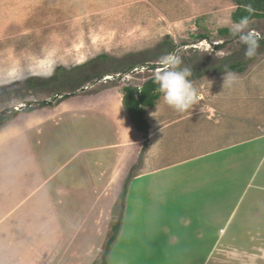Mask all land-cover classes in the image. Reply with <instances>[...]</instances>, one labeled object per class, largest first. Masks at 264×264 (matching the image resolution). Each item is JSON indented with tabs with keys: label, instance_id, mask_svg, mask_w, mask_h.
Listing matches in <instances>:
<instances>
[{
	"label": "rangeland",
	"instance_id": "374dc122",
	"mask_svg": "<svg viewBox=\"0 0 264 264\" xmlns=\"http://www.w3.org/2000/svg\"><path fill=\"white\" fill-rule=\"evenodd\" d=\"M237 6L232 0H0V114L16 111L0 128L1 137L12 134V128L28 117L26 113L36 112L27 118L29 123L37 121L40 114L52 115L51 110L67 99L63 95L81 99L110 89L114 92L107 99L102 96L99 105L118 122L130 145L124 164L139 141L124 109V89L133 86L140 90L162 67V57L175 54L181 58L180 68L192 69L189 79L200 98L184 113L164 101L152 106L160 105L170 120L177 118L168 126L164 161L177 157L181 147L184 154L192 153L200 136L220 134L227 148L218 157L222 189L237 191L235 197L228 192L226 202L231 204L225 205L220 215V264H264V51L258 53L259 47L255 56L247 58V46L237 36L232 38L231 31L222 32L238 23L233 18ZM248 30L264 38V18L251 20ZM238 61L245 63L244 72L228 68ZM229 72L238 81L223 88V75ZM37 101H50L51 105L40 107ZM80 103L84 106L87 102ZM65 105L57 112L68 113ZM199 112L216 119L219 128ZM170 120L166 118L162 124ZM106 124L102 120L100 126ZM66 129L71 133L73 124L66 122ZM211 139H205L206 146L212 145ZM148 152L147 145L140 156L141 167ZM246 192L232 215L236 198ZM119 208L118 203L112 226ZM138 220L135 244L125 254L130 257L128 264H153L152 235L159 234L156 230H160L164 214ZM147 222L153 223L151 230ZM112 226L109 234L103 226L104 237L112 236ZM163 229L161 239L158 237L162 241L158 264H171L174 251L168 249ZM214 234L216 238L217 229ZM208 236L205 234V245ZM93 264H101V260Z\"/></svg>",
	"mask_w": 264,
	"mask_h": 264
},
{
	"label": "crops",
	"instance_id": "0c3cea01",
	"mask_svg": "<svg viewBox=\"0 0 264 264\" xmlns=\"http://www.w3.org/2000/svg\"><path fill=\"white\" fill-rule=\"evenodd\" d=\"M111 92L114 90L67 98L51 110L52 115L40 114L32 123L27 118L36 112L26 113L28 117L12 128V134L0 135V264H93L98 260L102 264L103 245L111 238L108 234L115 220L114 207L118 203L121 207L120 195L130 173L122 229L108 264H128L130 257L125 254L135 244L138 217L161 216V212L162 226L154 227L160 228L156 230L159 234L152 235L153 264L160 261L162 227L167 247L174 251L171 264H220V215L225 205L231 204L226 202L228 192L237 195L235 188L222 189L218 157L227 148L220 134L200 136L192 153L184 154L181 147L177 157L164 161L168 156V126L177 118L170 120L160 105L147 107L149 152L141 167L144 139L124 107L139 141L122 164L130 145L118 122L99 105L101 97L107 99ZM81 101L86 105H80ZM161 101L162 95L157 102ZM64 104L70 110L65 115L57 112ZM166 118L170 121L162 124ZM102 120L107 121L105 128L100 126ZM66 122L73 124L71 133ZM211 136L213 143L206 146L205 139ZM246 194L236 198L232 215ZM147 223L151 230L153 223ZM103 226L107 227L106 237ZM205 234L209 235L207 245Z\"/></svg>",
	"mask_w": 264,
	"mask_h": 264
},
{
	"label": "trees",
	"instance_id": "16d2710c",
	"mask_svg": "<svg viewBox=\"0 0 264 264\" xmlns=\"http://www.w3.org/2000/svg\"><path fill=\"white\" fill-rule=\"evenodd\" d=\"M238 6L235 12L233 13V18L235 22H239L241 18L248 17L249 21L253 19H263L264 18V0H232ZM223 33L230 32L229 29H223ZM236 38V37H232ZM264 38L259 37V47H261L258 53L264 51ZM103 58H108L107 55H102ZM243 61H238L237 63L229 64L228 68L238 72H244L246 67ZM132 69V68H131ZM131 69L126 70L127 72ZM158 85L154 82V77L146 81L143 87L139 90L136 87L128 86L125 87L126 95L123 99V104L130 115V118L135 125L136 129L142 133L144 139V147L142 152L145 151L149 143L150 135V124L146 118V108L152 107L155 105L156 101L160 98L161 94L158 90ZM62 98H69V95H63ZM38 103L40 107L51 105L50 101L35 102ZM16 111H10L7 114H0V128L3 127L9 120H11ZM142 155V153H141ZM132 180V174L130 173L126 178L124 189L120 195L121 207L119 211V216L115 224L113 225V234L109 239L104 253L102 255V264H108V257L111 253L112 246L118 239L121 229H122V220L124 216L125 203L127 198V193L129 190L130 182Z\"/></svg>",
	"mask_w": 264,
	"mask_h": 264
},
{
	"label": "clouds",
	"instance_id": "9594fccd",
	"mask_svg": "<svg viewBox=\"0 0 264 264\" xmlns=\"http://www.w3.org/2000/svg\"><path fill=\"white\" fill-rule=\"evenodd\" d=\"M249 18L243 17L238 23H234L230 28L233 36L245 44V56L252 58L259 48V36L254 31L248 30ZM181 58L175 54L162 57V67L154 74V82L158 85V91L162 93L165 104L179 113L187 112L198 103L199 93L189 77L192 76V69L189 67L180 68ZM223 88L232 87L238 77L234 73L223 75Z\"/></svg>",
	"mask_w": 264,
	"mask_h": 264
},
{
	"label": "bare ground",
	"instance_id": "6f19581e",
	"mask_svg": "<svg viewBox=\"0 0 264 264\" xmlns=\"http://www.w3.org/2000/svg\"><path fill=\"white\" fill-rule=\"evenodd\" d=\"M95 38H96V37H95ZM97 41H98V39H97ZM97 41H96V42H97ZM50 43H51V42H50ZM99 43H100V42H99ZM99 43H98V44H99ZM98 44H97V45H98ZM102 44H103V43H102ZM61 45H62V44H61ZM82 45H83V44H82ZM108 45H109V44H108ZM104 46H105V45H104ZM78 47H79V45H78ZM82 47H83V46H82ZM76 48H77V47H76ZM83 48H84V47H83ZM43 49H44V48H43ZM44 50H45V49H44ZM44 50H43V51H44ZM57 51H58V50H57ZM82 51H83V50H82ZM35 52H36V51H35ZM49 52H50V50H49ZM36 53H37V52H36ZM51 53H52V52H51ZM40 54H41V53H40ZM40 54H39V55H40ZM29 55H30V54H28V56H29ZM41 55H42V54H41ZM41 55H40V56H41ZM47 55H48V54H47ZM30 59H31V58H30ZM50 59H51V58H50ZM39 60H40V59H39ZM39 60H38V61H39ZM43 61H46V60L43 59ZM40 62H41V61H40ZM40 62H39V64H41ZM46 62H47V61H46ZM46 62H45V63H46ZM34 63H35V62H34ZM36 64H37V62H36ZM36 64H35V65H36ZM37 66H38V65H37ZM4 74H5V73H4Z\"/></svg>",
	"mask_w": 264,
	"mask_h": 264
}]
</instances>
